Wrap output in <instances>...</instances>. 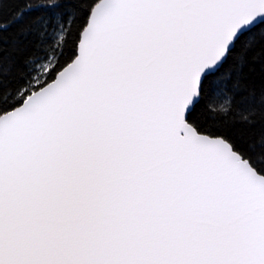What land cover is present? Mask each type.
Segmentation results:
<instances>
[{
  "label": "snow or ice",
  "instance_id": "6c2138e0",
  "mask_svg": "<svg viewBox=\"0 0 264 264\" xmlns=\"http://www.w3.org/2000/svg\"><path fill=\"white\" fill-rule=\"evenodd\" d=\"M257 63L264 0H0V264H264V132L199 118Z\"/></svg>",
  "mask_w": 264,
  "mask_h": 264
},
{
  "label": "trees",
  "instance_id": "16d2710c",
  "mask_svg": "<svg viewBox=\"0 0 264 264\" xmlns=\"http://www.w3.org/2000/svg\"><path fill=\"white\" fill-rule=\"evenodd\" d=\"M15 4H6L4 8V19H7L8 16L13 13L16 10ZM10 35V34H6ZM6 49L5 52V61L6 63L8 61H12L15 66H18L20 61L23 59V57L27 54V51L23 49L21 46H17L15 49H12L8 42H5L3 45ZM248 80L249 84L254 87L257 92L261 88H264V66L257 63L255 65H252L250 69H248ZM220 103H223V100L218 98L217 107ZM201 123L204 124L206 128L210 127H221L222 130L228 132L230 135H243L245 138L251 139L253 137L259 136L262 132H264V124L257 123V125L254 128H247L242 124H236L232 125L233 119H239L240 114L234 113L233 116H230L228 119V127H224L222 125H213L212 121L208 119V113L200 114L199 116Z\"/></svg>",
  "mask_w": 264,
  "mask_h": 264
}]
</instances>
